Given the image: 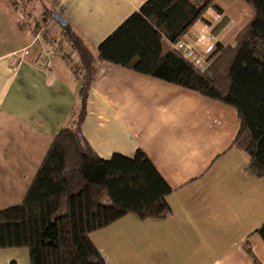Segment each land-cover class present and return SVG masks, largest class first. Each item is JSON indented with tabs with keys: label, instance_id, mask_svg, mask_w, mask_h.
Segmentation results:
<instances>
[{
	"label": "crops",
	"instance_id": "1",
	"mask_svg": "<svg viewBox=\"0 0 264 264\" xmlns=\"http://www.w3.org/2000/svg\"><path fill=\"white\" fill-rule=\"evenodd\" d=\"M146 0H0V211L19 206L80 82L32 32L44 26L61 40L59 13L95 50ZM180 40L200 71L231 46L251 19L241 0H216ZM44 12L50 13L46 16ZM67 53L69 49L64 46ZM236 111L145 75L103 63L91 86L82 132L96 154L132 157L141 150L172 189L164 220L127 215L90 234L106 264H264V178L248 176L244 153L231 147ZM247 242L257 260L245 252ZM28 264L26 249L0 250V264Z\"/></svg>",
	"mask_w": 264,
	"mask_h": 264
},
{
	"label": "trees",
	"instance_id": "2",
	"mask_svg": "<svg viewBox=\"0 0 264 264\" xmlns=\"http://www.w3.org/2000/svg\"><path fill=\"white\" fill-rule=\"evenodd\" d=\"M241 1L251 8V19L233 45L217 46L205 71L174 45L204 21L207 9L221 12L216 0H146L95 50L69 24L60 27L63 51L66 46L70 52L64 54L74 61L80 85L22 203L0 211V250L24 248L28 264H106L90 234L127 215L164 220L171 214L172 189L144 152L105 160L83 135L91 86L103 63L234 109L239 129L231 147L246 155L248 176L264 178V0ZM254 233L264 242V223ZM243 248L257 263L247 242Z\"/></svg>",
	"mask_w": 264,
	"mask_h": 264
},
{
	"label": "built area",
	"instance_id": "3",
	"mask_svg": "<svg viewBox=\"0 0 264 264\" xmlns=\"http://www.w3.org/2000/svg\"><path fill=\"white\" fill-rule=\"evenodd\" d=\"M31 35L33 37L34 42L43 39L45 44L47 45V49L43 50L42 53H40L37 57V66L46 68L53 58H57L60 59L72 73L75 72V63L71 58L65 56L62 48V43L50 37L46 33L44 26H40L39 28L35 29V31L32 32ZM174 48L183 53H186L187 51L186 46L183 44L182 41L177 42L174 45Z\"/></svg>",
	"mask_w": 264,
	"mask_h": 264
},
{
	"label": "water",
	"instance_id": "4",
	"mask_svg": "<svg viewBox=\"0 0 264 264\" xmlns=\"http://www.w3.org/2000/svg\"><path fill=\"white\" fill-rule=\"evenodd\" d=\"M52 21L56 23L58 26H60L61 28H65L68 25L67 21L58 13L52 16Z\"/></svg>",
	"mask_w": 264,
	"mask_h": 264
},
{
	"label": "rangeland",
	"instance_id": "5",
	"mask_svg": "<svg viewBox=\"0 0 264 264\" xmlns=\"http://www.w3.org/2000/svg\"><path fill=\"white\" fill-rule=\"evenodd\" d=\"M19 249H24V248H19Z\"/></svg>",
	"mask_w": 264,
	"mask_h": 264
}]
</instances>
